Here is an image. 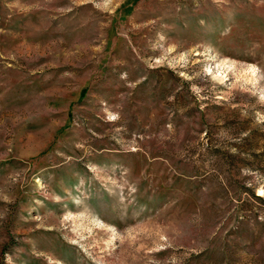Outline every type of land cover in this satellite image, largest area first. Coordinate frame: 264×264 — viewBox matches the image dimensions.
<instances>
[{"label": "rangeland", "instance_id": "obj_1", "mask_svg": "<svg viewBox=\"0 0 264 264\" xmlns=\"http://www.w3.org/2000/svg\"><path fill=\"white\" fill-rule=\"evenodd\" d=\"M0 264H264V0H0Z\"/></svg>", "mask_w": 264, "mask_h": 264}]
</instances>
